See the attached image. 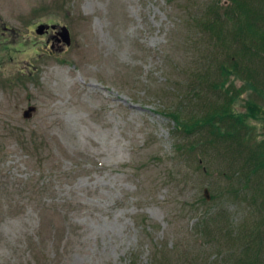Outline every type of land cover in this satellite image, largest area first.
<instances>
[{
    "label": "rangeland",
    "instance_id": "374dc122",
    "mask_svg": "<svg viewBox=\"0 0 264 264\" xmlns=\"http://www.w3.org/2000/svg\"><path fill=\"white\" fill-rule=\"evenodd\" d=\"M230 6L0 0V264H264V175L246 186L264 124L243 147L185 138L171 117L228 91L233 111L264 110V56L235 38ZM229 56L241 78L216 91Z\"/></svg>",
    "mask_w": 264,
    "mask_h": 264
},
{
    "label": "trees",
    "instance_id": "16d2710c",
    "mask_svg": "<svg viewBox=\"0 0 264 264\" xmlns=\"http://www.w3.org/2000/svg\"><path fill=\"white\" fill-rule=\"evenodd\" d=\"M229 8L232 13V18L235 16L236 18L238 17V19H235V22L237 21V24L235 25L237 26V34L235 35V38H238V40L244 43V49L247 53H256L257 55L259 54V56H264V33H261V35H258V33L256 34V32H259L258 30L262 27H260V22L264 21V10H257L254 7L252 9L248 0H244V2L231 0V6ZM218 22L220 23V21ZM212 25L213 23L211 24L210 29L213 28ZM256 35H258V38L254 39ZM219 74L220 77H223V80L220 83L218 82L217 84L212 85L216 91H219L217 88H226L225 85L228 76L236 74L237 78H241L238 61H235V59H232V56H229L228 60L220 62ZM199 83H203V80H199ZM249 87H252L250 83L249 86H247V89ZM235 100L236 98H234L232 94H230V91H228L225 95V101L220 104L219 107L212 108L211 112L202 118H193L190 122L185 123L182 121L178 113L174 112L171 117L177 124V130L181 131V134H183L185 138L196 139V141L201 140L202 134H198L204 131V128H208L210 136H212L209 140V144H220L223 139L232 137L233 141L242 139L241 145L246 147L245 144L247 142L251 141L253 137L256 138L255 134H253V129L256 128L255 126H252L254 125L253 123H256V125L264 124V110H262L259 105L253 104L252 101H248V112L237 113V111H233L232 108ZM222 123L228 124L227 127H229L228 129H230V132L220 127ZM201 141L206 143V140ZM257 146V151H252L250 164L246 167L249 169L250 165H253L251 169H249L250 174L247 177L246 186H248L247 183L253 180V175H264V140L259 142ZM193 147L196 149L197 144H195V146L193 145ZM177 149H183V147L179 145ZM262 183L263 184L260 186V193H262V196L264 197V182ZM212 198L218 200L219 196L218 194L212 195ZM204 200L206 199L204 198Z\"/></svg>",
    "mask_w": 264,
    "mask_h": 264
},
{
    "label": "water",
    "instance_id": "95a60500",
    "mask_svg": "<svg viewBox=\"0 0 264 264\" xmlns=\"http://www.w3.org/2000/svg\"><path fill=\"white\" fill-rule=\"evenodd\" d=\"M53 28H55V26ZM47 29H48V26L40 25L37 29V33L40 35H43L46 33ZM59 36L61 37V41L66 43L68 46L71 45L72 40H71V36H70V31L66 26L61 28Z\"/></svg>",
    "mask_w": 264,
    "mask_h": 264
},
{
    "label": "flooded vegetation",
    "instance_id": "af4514ba",
    "mask_svg": "<svg viewBox=\"0 0 264 264\" xmlns=\"http://www.w3.org/2000/svg\"><path fill=\"white\" fill-rule=\"evenodd\" d=\"M52 30H54V29H52ZM47 33H50V30H49V31H47ZM54 33H56V34H57V33H58V31H55Z\"/></svg>",
    "mask_w": 264,
    "mask_h": 264
}]
</instances>
